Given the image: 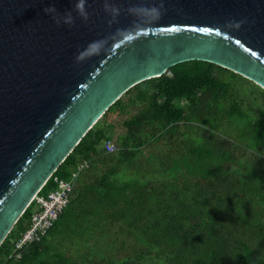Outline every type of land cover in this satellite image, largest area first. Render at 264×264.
I'll return each instance as SVG.
<instances>
[{
    "label": "water",
    "instance_id": "water-1",
    "mask_svg": "<svg viewBox=\"0 0 264 264\" xmlns=\"http://www.w3.org/2000/svg\"><path fill=\"white\" fill-rule=\"evenodd\" d=\"M77 4L0 0V245L85 134L135 85L196 60L264 90V0ZM95 41L97 52L77 59Z\"/></svg>",
    "mask_w": 264,
    "mask_h": 264
},
{
    "label": "trees",
    "instance_id": "trees-1",
    "mask_svg": "<svg viewBox=\"0 0 264 264\" xmlns=\"http://www.w3.org/2000/svg\"><path fill=\"white\" fill-rule=\"evenodd\" d=\"M222 73L249 81L215 64L194 60L179 63L161 76L135 85L92 126L39 194L55 187L53 177L68 179L83 161L89 163L90 169L113 159L114 154L106 153L102 144L110 141V116L117 108L143 105L122 122L126 134L116 156L121 163L133 159L145 145L138 134L147 125L154 127L155 134L173 135L182 122L194 119L217 125L220 111L228 118L240 119L242 114L229 84L218 76ZM260 94L264 96V90ZM226 99L230 105L224 109L222 102ZM238 137L264 155V108L256 126L248 129L243 125L238 129ZM237 148L231 141L218 139L210 150L198 154L206 165L204 173L190 176L183 184L143 181L115 188L108 181L114 167L95 178L94 184L85 185L80 176L70 203L48 237L55 235L74 204L84 207L87 214L98 206L113 203L121 206V216L128 220L138 238L149 248L160 250L167 264H264V159L251 155L241 161L235 154ZM30 215L31 209H26L0 245V264H35L48 251L45 238L30 245L20 259L13 257L14 242L26 230ZM55 257L52 263L41 264H71L62 254ZM87 264L114 263L93 259L87 260Z\"/></svg>",
    "mask_w": 264,
    "mask_h": 264
},
{
    "label": "rangeland",
    "instance_id": "rangeland-1",
    "mask_svg": "<svg viewBox=\"0 0 264 264\" xmlns=\"http://www.w3.org/2000/svg\"><path fill=\"white\" fill-rule=\"evenodd\" d=\"M218 76L229 84V91L234 95L242 114L240 119L228 118L224 111H220L218 117L221 120L217 125L208 120L194 119L191 122H182L173 135L155 134L154 127L147 125L138 134V139L144 141L145 145L137 151L133 159L121 163L116 156L122 137L126 134L122 122L131 118L143 105L129 106L126 110L117 108L110 116L113 128L108 134L110 142L117 149L113 153L114 157L108 163L87 169V173L81 176L83 183L94 184L95 178L101 177L109 168L114 167V173L108 177V181L115 188L143 181L157 184L176 181L183 184L190 176L204 173L206 165L199 159L198 154L210 150L211 145L217 143L218 139H226L238 146L235 154L241 161L249 159L251 155L264 159L261 152L247 146L238 137V129L243 125L248 129L256 126L259 113L264 108V96L260 94L263 88L251 81L231 78L229 73ZM180 104L185 105L183 102ZM222 104L224 109L230 105L227 99ZM133 142L136 141H131ZM117 196L118 194L113 197L114 200ZM120 207L110 203L85 214L84 207L74 204L72 211L64 216L55 235L47 238L48 251L43 252L35 264L52 263L57 254L68 257L71 264H87V260L93 259L111 260L114 264L127 261L138 264H167L160 250L149 248L138 238L135 230L128 226V220L121 216ZM262 219L264 220V216Z\"/></svg>",
    "mask_w": 264,
    "mask_h": 264
},
{
    "label": "built area",
    "instance_id": "built-area-1",
    "mask_svg": "<svg viewBox=\"0 0 264 264\" xmlns=\"http://www.w3.org/2000/svg\"><path fill=\"white\" fill-rule=\"evenodd\" d=\"M105 152L114 153L117 149L110 141L102 144ZM89 163L83 161L73 170L71 176L62 180L53 177L55 187L40 195L39 192L31 200L26 209H31L30 220L24 232L14 242L13 257L17 260L33 243L48 238L49 231L55 226L60 216L68 206L73 196L76 183L80 176L88 169Z\"/></svg>",
    "mask_w": 264,
    "mask_h": 264
},
{
    "label": "clouds",
    "instance_id": "clouds-1",
    "mask_svg": "<svg viewBox=\"0 0 264 264\" xmlns=\"http://www.w3.org/2000/svg\"><path fill=\"white\" fill-rule=\"evenodd\" d=\"M83 3V0H78V4L77 7L79 8ZM145 7V9L147 11H152L151 8L148 7L147 3H145L143 5ZM246 21L245 20H241L239 22H237L236 27L239 28L240 25L244 24ZM100 47V42L99 41H95V42H90L86 48H84L83 50H81L78 54H77V59H79L80 57H82L85 54L91 53V54H95L97 52V50Z\"/></svg>",
    "mask_w": 264,
    "mask_h": 264
}]
</instances>
